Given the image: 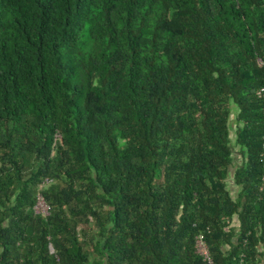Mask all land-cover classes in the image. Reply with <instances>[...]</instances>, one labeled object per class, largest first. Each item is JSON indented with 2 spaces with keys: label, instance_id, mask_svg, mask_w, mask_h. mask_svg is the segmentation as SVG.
<instances>
[{
  "label": "trees",
  "instance_id": "1",
  "mask_svg": "<svg viewBox=\"0 0 264 264\" xmlns=\"http://www.w3.org/2000/svg\"><path fill=\"white\" fill-rule=\"evenodd\" d=\"M263 137L264 0H0V264H264Z\"/></svg>",
  "mask_w": 264,
  "mask_h": 264
},
{
  "label": "built area",
  "instance_id": "2",
  "mask_svg": "<svg viewBox=\"0 0 264 264\" xmlns=\"http://www.w3.org/2000/svg\"><path fill=\"white\" fill-rule=\"evenodd\" d=\"M263 91V90H262ZM263 140H264V137H263ZM263 150H264V146H263ZM43 204V206L45 207L44 210H41V211H37V207L39 204ZM36 211L37 212H41L43 214H47V206L44 204L43 200L41 198H39L38 202H37V205L35 207ZM197 252L202 255L205 259H208V252H207V248H206V245L205 243L202 241V237H200L198 240H197ZM208 263L209 264H212L210 262V260L208 259Z\"/></svg>",
  "mask_w": 264,
  "mask_h": 264
},
{
  "label": "rangeland",
  "instance_id": "3",
  "mask_svg": "<svg viewBox=\"0 0 264 264\" xmlns=\"http://www.w3.org/2000/svg\"><path fill=\"white\" fill-rule=\"evenodd\" d=\"M44 208H45V207L43 206V204L40 203V204L38 205V207H37V211L44 210Z\"/></svg>",
  "mask_w": 264,
  "mask_h": 264
}]
</instances>
